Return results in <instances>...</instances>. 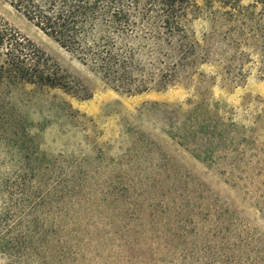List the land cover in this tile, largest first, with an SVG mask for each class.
Listing matches in <instances>:
<instances>
[{
	"label": "rangeland",
	"instance_id": "374dc122",
	"mask_svg": "<svg viewBox=\"0 0 264 264\" xmlns=\"http://www.w3.org/2000/svg\"><path fill=\"white\" fill-rule=\"evenodd\" d=\"M0 19L91 92L82 99L27 86L13 96L22 126L60 176L51 181L60 185L51 186L56 208L40 210L48 237L60 240L46 264H264L257 66L236 85L203 66L199 90L127 94L101 83L5 0Z\"/></svg>",
	"mask_w": 264,
	"mask_h": 264
},
{
	"label": "trees",
	"instance_id": "16d2710c",
	"mask_svg": "<svg viewBox=\"0 0 264 264\" xmlns=\"http://www.w3.org/2000/svg\"><path fill=\"white\" fill-rule=\"evenodd\" d=\"M5 1L101 83L122 93L179 85L199 90L206 78L203 66L213 67L212 79L226 85H236L255 66L264 76V0ZM27 86L91 96L86 85L0 19V257L5 264H46L59 240L48 237L40 215L56 208L51 198L58 192L51 193V186L60 185L51 181L60 177L53 174L57 162L29 137L13 98ZM196 112L189 120L198 118Z\"/></svg>",
	"mask_w": 264,
	"mask_h": 264
}]
</instances>
